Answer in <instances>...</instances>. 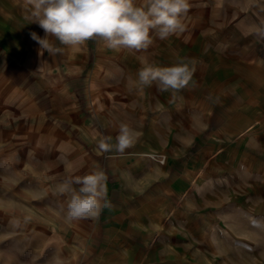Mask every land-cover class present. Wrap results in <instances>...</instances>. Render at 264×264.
<instances>
[{
  "label": "crops",
  "instance_id": "0c3cea01",
  "mask_svg": "<svg viewBox=\"0 0 264 264\" xmlns=\"http://www.w3.org/2000/svg\"><path fill=\"white\" fill-rule=\"evenodd\" d=\"M189 4L183 18L184 31L165 41L154 39L146 51L108 50L97 40L78 47L53 41L63 49L53 57L47 51L40 55V46L31 39V32L41 38L45 33L38 24L25 19L28 15L25 0H0L2 216L9 220L15 213L24 221L39 223L45 230L47 214H59L55 208H49L58 203L51 201L48 205V199L52 195L49 190L58 189L62 181L57 182L58 176L50 181L48 176L68 164L60 160L61 151L49 152L48 144L57 142L59 134L72 146L71 164L77 165L79 158L85 156L84 150H79L73 139L64 134L60 126L63 121L72 128L83 127L81 131L96 148L95 152H100L96 151L99 137L95 128L86 127V121L104 125L105 138L111 137L112 143L118 127L114 121L141 122L143 131L130 151L132 155L149 156L152 155L149 151H155L158 144L155 121H191L192 93L199 96L197 104L206 117L212 107L207 103L211 93L212 98H218L214 109L226 116L229 125L264 121V40L255 35V27L264 23V0H189ZM177 57L187 58L195 69L189 87L179 92L183 94L180 103L172 97L159 96L161 91L155 83L142 91L137 89L136 74L143 64L171 66ZM232 79H239L233 93L224 90ZM162 93L172 95L170 91ZM169 136L172 141L173 135ZM159 154L166 163V151L160 149ZM223 155L219 152L217 159ZM172 157L173 166L156 168L147 177L155 180V194L168 203L176 201L180 191L191 186L193 176L191 167L178 164V155ZM93 162L90 161L89 171L96 167ZM242 164L246 167L243 160ZM32 166L39 180L29 187L20 186L35 197L16 199L12 194L16 169ZM198 176L206 174L201 171ZM132 183L128 178L125 187H132ZM113 184L107 180L111 208H106L100 218L102 235L98 238L94 232V246L88 245L85 257L68 256V248L58 249L31 254L28 264H198L191 255L201 253L198 255L201 259L202 254H207L201 232L193 233L191 229V214L139 213L133 208L140 202L134 206ZM59 197L62 200L61 193ZM37 200L40 208L34 205ZM129 210L135 212L129 214Z\"/></svg>",
  "mask_w": 264,
  "mask_h": 264
},
{
  "label": "rangeland",
  "instance_id": "374dc122",
  "mask_svg": "<svg viewBox=\"0 0 264 264\" xmlns=\"http://www.w3.org/2000/svg\"><path fill=\"white\" fill-rule=\"evenodd\" d=\"M238 82L239 79L230 80L224 90H232L233 93V87L237 86ZM158 95L172 97L179 103L183 99L182 93L174 96L160 92ZM198 99V95L191 94V121H155L158 144H155V151H149L151 156L145 153L132 155V148L123 154L115 151L95 152L96 148L81 131L83 127L72 128L63 121L60 126L64 134L68 139H73L74 146L84 150L85 156L79 158L77 165L71 164L73 158L69 153L72 146L57 134L59 140L54 144L49 143L48 150L61 151L60 160L68 165L63 169L60 167L58 173H53L48 178L55 181L54 177L58 176L60 180L56 181L63 182L70 177L89 174L94 169L89 171L88 166L90 161L94 160L95 169H102L108 181L117 185L124 197L134 206L136 202H140V205L133 208L138 209L139 213L187 212L192 215L191 229L193 233L197 230L201 232V240L207 251L206 255L202 254V260L198 257L201 253L192 254L193 262L264 264V121H238L236 125H229L226 116L214 109L217 98L213 97L212 101H207L209 106L212 105L208 109L207 117L200 110ZM114 122L118 123L116 135L122 122L129 123L139 135L144 128V125L137 121ZM86 123V127L89 125L95 128L99 139L105 138L104 125L99 121ZM248 123L250 124L246 126ZM170 134L173 135L172 141ZM160 149L166 151V163L161 160ZM219 152L224 155L223 158L217 159ZM174 155H178V164L191 167L193 176L191 186L181 190L176 201L168 203L160 200L155 194V180L147 177L152 176L156 168L164 170V166L172 165L175 162L172 157ZM48 159L52 164L53 159ZM31 160L34 161V158ZM242 160L248 169L242 164ZM50 166L54 168L55 164ZM16 170L13 177L15 184L12 186L14 197H35L28 195L26 191L29 190H22L20 185L29 187L39 180V174L33 166L21 169L17 167ZM201 171L206 176L199 177ZM128 178L133 182L132 187H125ZM73 187L78 190L80 185ZM49 192L52 195H49L48 205L51 201L58 203L49 205V208H55L59 214H47L45 230L41 229L39 223L24 221L15 213H12L9 220L7 216L0 214V264H28L27 258L31 254L58 249L65 251L67 248L68 256L80 254L85 257L88 245L94 240V232L98 238L102 235L100 218L105 209L98 219L85 218L69 222L66 220V211L70 195L61 194L60 200L58 189L54 188ZM34 205L41 207L39 200L35 201ZM134 212L135 210H129L127 213ZM221 218L222 221L216 222ZM95 240L99 241L97 238Z\"/></svg>",
  "mask_w": 264,
  "mask_h": 264
},
{
  "label": "clouds",
  "instance_id": "9594fccd",
  "mask_svg": "<svg viewBox=\"0 0 264 264\" xmlns=\"http://www.w3.org/2000/svg\"><path fill=\"white\" fill-rule=\"evenodd\" d=\"M25 19L44 30L41 38L31 32V39L55 56L63 51L53 41L68 47H78L90 40L102 41L108 50L146 51L158 38L161 41L184 31L183 18L189 11V0H25ZM257 38L264 40V23L255 27ZM194 67L187 58L177 57L171 66L160 67L154 62L143 64L137 71V89L154 83L161 92L174 96L192 82ZM212 100L209 93L207 97ZM215 102H218V98ZM139 133L126 122L119 125L115 143L111 137L99 139L101 152L125 153L135 146ZM108 177L96 168L83 176L70 177L58 185L61 194H69L66 220L98 219L102 211L111 208L108 200ZM73 185H80L78 190Z\"/></svg>",
  "mask_w": 264,
  "mask_h": 264
},
{
  "label": "bare ground",
  "instance_id": "6f19581e",
  "mask_svg": "<svg viewBox=\"0 0 264 264\" xmlns=\"http://www.w3.org/2000/svg\"><path fill=\"white\" fill-rule=\"evenodd\" d=\"M161 160H162V161L164 160V157H163V156H161Z\"/></svg>",
  "mask_w": 264,
  "mask_h": 264
}]
</instances>
